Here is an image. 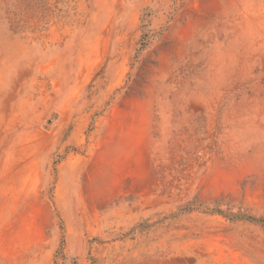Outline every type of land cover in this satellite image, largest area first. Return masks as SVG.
Here are the masks:
<instances>
[{
    "label": "rangeland",
    "instance_id": "obj_1",
    "mask_svg": "<svg viewBox=\"0 0 264 264\" xmlns=\"http://www.w3.org/2000/svg\"><path fill=\"white\" fill-rule=\"evenodd\" d=\"M0 264H264V0H0Z\"/></svg>",
    "mask_w": 264,
    "mask_h": 264
}]
</instances>
